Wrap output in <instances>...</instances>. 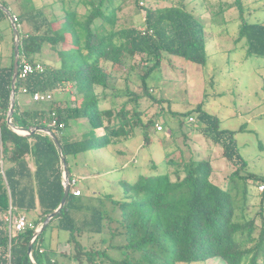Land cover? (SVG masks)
Wrapping results in <instances>:
<instances>
[{"label":"trees","instance_id":"16d2710c","mask_svg":"<svg viewBox=\"0 0 264 264\" xmlns=\"http://www.w3.org/2000/svg\"><path fill=\"white\" fill-rule=\"evenodd\" d=\"M113 3L105 5L104 0H100L84 15L70 9L62 17L64 21L61 28L55 33L50 27L43 29L39 22L45 20L43 16L29 14L22 18L16 15L20 29V58L27 56L30 61H36L33 57L42 53L44 45L49 43L57 51L61 65L47 67L45 73L31 75L27 79L17 78L21 79V83L18 86L17 80L12 122L27 131H33L30 135L14 129L7 121L14 58L10 66H0V144L5 169V174L0 173V264H56L57 261L48 251L40 247L46 230L55 220L52 226L69 232L68 242L75 249L74 259L82 264L84 260L86 264H99L97 257L107 258L114 264H146V261L147 264L209 261L218 264H264V210L260 211V230L256 234V218H246L243 213L247 188L243 189V203L237 204L232 192L237 184L234 183L230 189L216 184L211 179L213 166L208 159H191L185 166V176L177 180H173L169 173H163L142 176L134 183L124 182L127 199H112L122 210L126 228L127 242L121 247L139 251L141 258L138 261L134 262L129 257L115 259L108 255L110 245L100 250L88 249L79 240L77 235L83 232L101 234L104 231L106 212L93 204L95 199L92 196H75L71 190L65 206L34 241L32 260L28 252L29 245L37 229L62 202L65 195L64 174L73 176L70 157L90 149L107 147L123 135L124 138L130 136L128 118L105 125L106 117L116 114L113 108L102 107V99L97 91L98 86L107 88L114 78L104 63L127 68V59L146 55L151 65L142 75V81L149 93L147 79L160 67L164 53L179 55L200 64L207 60L204 24L184 5L146 8L144 27L139 28L119 27L118 7ZM235 4L244 13L242 0H235ZM3 18L0 14V22ZM27 21L35 24L31 31L24 33L21 25ZM244 37L248 39L250 53L264 54V24L243 20L238 38ZM67 83L72 84L76 100H53L46 108L20 107L18 96L23 87L31 92L52 93L65 88ZM128 94H134L133 90ZM140 98L141 95L136 94L129 97L125 104ZM194 110L198 112L199 120L206 124L207 133L217 143L224 145L225 156L230 160L241 161L243 167L247 166V160L237 150L236 131L222 129L219 119L205 111L202 104ZM80 118H87L93 129L104 128L103 134L93 132L84 139H70L63 132L72 120ZM53 119L56 125L49 124ZM60 123L65 127H60ZM38 127L51 130L56 139L47 132L36 130ZM144 134L146 141L149 134L147 131ZM58 144L61 145L62 153ZM28 156L34 159L35 172L30 167ZM62 156L66 159L65 163ZM233 174L247 179L240 175V168ZM107 196L111 197L109 194ZM11 208L24 212L39 209V216L32 219L35 227L19 231L11 237L4 219ZM237 209L241 211L240 215ZM84 211L82 219L76 217L77 212Z\"/></svg>","mask_w":264,"mask_h":264},{"label":"rangeland","instance_id":"374dc122","mask_svg":"<svg viewBox=\"0 0 264 264\" xmlns=\"http://www.w3.org/2000/svg\"><path fill=\"white\" fill-rule=\"evenodd\" d=\"M99 2L100 0H0V14L5 17L0 22V66H10L14 58L12 15L22 18L29 14L43 16L44 21L60 23L70 9L84 15L93 4L95 6ZM113 2L114 0H104L105 5ZM242 3L244 13L236 6L226 16L220 14L219 5L212 6L216 9L210 10L214 18L207 21L209 35L206 62L200 64L179 55L164 53L160 67L147 79L149 93L142 81V75L151 65L146 55L127 59L128 69L111 63L107 66L114 77L111 80L115 88L112 89L123 93L113 100L109 97L104 103L105 106L112 107L116 114L107 116V122L112 124L117 120L130 119L127 123L130 136L124 138L123 135L115 144L90 149L70 159L73 173L79 176L78 186L82 188L83 198L92 196L95 199L93 204L106 212L104 231L101 234L86 231L77 235L88 249L100 250L110 245V257H129L134 262L138 261L141 258L139 251L121 247L127 242L126 228L122 210L115 201L127 199L123 183H134L142 176L163 173H169L173 180L183 178L186 174L185 166L191 159L210 160L213 166L211 179L223 188L230 189L236 183L237 187L232 192L237 204L243 203V189L247 188L243 213L246 218H256V234L259 233L260 211L264 210V189L260 188L264 184V54L250 53L248 39H240L238 36L243 20L264 24V0H242ZM114 5L118 7L119 27L142 28L146 8H154L157 4L153 0H116ZM194 12L201 15L198 11ZM34 24L33 21L22 23L21 30L29 32ZM48 26L47 24L46 29ZM56 29H59V25H56ZM46 45L42 53L33 58L42 61L46 67H57L60 57L52 45ZM17 80L20 86L21 79ZM73 90L69 86L68 89L65 87L53 91L54 101L65 99L66 95L74 93ZM132 90L134 94H128ZM108 92L111 93V90H107ZM136 94L141 95L139 100L125 104L129 97ZM19 95L36 107L46 104L33 101L30 94L21 92ZM199 104L219 119L222 129L236 131L237 150L247 160V166L243 167L237 159L227 158L224 145L217 143L207 133L206 124L199 120L198 112L194 110ZM126 111L127 115L124 114ZM190 117H194V120H190ZM155 122L163 125L161 132L155 129ZM77 126L78 122L73 121L66 128V133L72 134L74 140L90 137L93 132H97L91 123L87 124V129L78 131L75 130ZM146 131L149 139L145 141ZM1 151L0 144V155ZM119 151L124 153L119 154ZM170 159L174 162L170 163ZM238 168L240 175L247 179L233 174ZM26 213L34 220L39 216L34 211ZM84 213L85 211L77 212L76 217L82 219ZM237 213L240 215L241 211L237 209ZM55 222L56 220L52 225ZM52 225L46 230L47 234ZM74 255L75 249L72 247L73 258L61 257L56 264H82L74 259ZM96 260L99 264H114L107 258L97 257ZM85 262L84 260V264ZM192 264L218 263L209 261Z\"/></svg>","mask_w":264,"mask_h":264},{"label":"crops","instance_id":"0c3cea01","mask_svg":"<svg viewBox=\"0 0 264 264\" xmlns=\"http://www.w3.org/2000/svg\"><path fill=\"white\" fill-rule=\"evenodd\" d=\"M153 1L156 2V4H157L156 7H154V8H159V7H165V6H170V5H174V4H179V5H184L188 10L192 11L204 24L205 31H206L207 45H208V35H209L208 32H207V30H208L207 21H212V19L214 18L213 14L210 13V10H212V9L215 10L216 9V8H213L212 6L219 5L220 6L218 8L219 12L223 16H226L228 14L227 12H231L232 9H234L236 7L235 0H153ZM159 3H166V5L159 6L160 5ZM198 7L200 8V10H197ZM192 8L195 11H198V13H200L201 15L196 14ZM39 22L42 23V27L45 28V29H46V26L48 24L49 26L47 28L50 27V29H52L53 32L57 30L56 29V25H59V28H61V25L63 23V21H60V23H57L58 21H52V22L51 21H39ZM215 23H217V22L215 21ZM46 46L47 45L45 44L44 45V49H45ZM60 65H61V59L59 61V64L57 65V67H59ZM105 65L108 66L109 62H105ZM69 86L72 87V84L71 83H67L66 88L68 89ZM112 88H115L112 83H110V85L107 88H104V87H101V86L97 87V91L100 94L101 99H102L101 105H104V103L108 99L111 98L113 100V99H116L119 96L118 93H115ZM107 90H111V93H109V92L107 93ZM18 97H19V104H20V107L22 109L46 108V107H48L50 105V102H46V104H43L40 107H36L35 105H32L30 103V101H28L27 99L22 97V95H19ZM66 98H70L71 100H76L77 96L75 94H70L69 93L68 95H66ZM102 107L105 108V109L112 108L110 106H105V105L102 106ZM87 120H88L87 118H80V119H77V120H72L71 122H73V121H77L78 122V126L75 128V130L78 131V130H81V129H87L88 128L87 124H89L90 122H89V120L88 121ZM108 124L109 123L106 120L105 121V125H108ZM99 129L102 130V131H99ZM99 129H97V134L98 135L103 134L104 128H99ZM63 133L69 135L70 139L74 138V137L71 136L72 134L66 133V129H65V131ZM113 144H115V143H113ZM121 153H124V152L123 151H119V154H121ZM71 157H73V156H71ZM71 157H70V159H71ZM28 160H29L30 167H31L32 171L35 172L36 166H35V162H34L33 157L32 156H28ZM71 169H72V167H71ZM72 175L73 176L76 175L75 173H73V170H72ZM77 177H79V176H77ZM20 212H24V211H20ZM34 212H37V213L40 214V210L39 209L34 211ZM24 213L28 215V213H26V212H24ZM49 232L51 234L50 233L47 234L45 232L46 234H44V236H43V240L40 243V247H43L44 249H46V251H48L47 253H49L51 255V257H53V259H55L57 262L60 260L61 257H69L70 256L71 258H73V256H72V247L73 246H72L71 243L68 242L69 232L67 230L60 229L57 226H52L51 230ZM79 240H81V239L79 238ZM81 242L84 245L86 244V243L83 242V240H81Z\"/></svg>","mask_w":264,"mask_h":264},{"label":"built area","instance_id":"2783aa9c","mask_svg":"<svg viewBox=\"0 0 264 264\" xmlns=\"http://www.w3.org/2000/svg\"><path fill=\"white\" fill-rule=\"evenodd\" d=\"M143 3V2H142ZM14 20L16 21L17 17L16 15H13ZM47 67L46 65L39 60L36 61H30L27 56H23L20 58V66H19V72L18 76L21 79H27L31 75L34 74H43L45 73ZM22 93L30 94L32 97V100L41 103V102H51L54 100V96L51 92H42V91H35L31 92L28 90L27 87H23ZM190 120H194V117H190ZM56 120L53 119L49 124L50 125H56ZM60 127H65L63 123H60ZM157 131L163 130V125L161 123H156ZM4 169V160L2 158V153L0 155V173L5 174ZM79 178L77 176L67 177L66 173L64 174V185L67 184L70 185V190L75 196L82 195V189L78 186ZM260 188L264 189V184L260 186ZM4 219L8 224V231L9 235L13 237V235L17 234V232L25 230L27 228H34L35 223L32 219L28 217L27 214L20 211H14L12 208L4 215ZM38 230V229H37ZM35 237L32 239L34 240ZM32 260L34 261L33 256L31 255Z\"/></svg>","mask_w":264,"mask_h":264},{"label":"water","instance_id":"95a60500","mask_svg":"<svg viewBox=\"0 0 264 264\" xmlns=\"http://www.w3.org/2000/svg\"><path fill=\"white\" fill-rule=\"evenodd\" d=\"M12 19V23H13V28H14V35H15V46H14V70H13V79H12V92H11V101H10V111L8 113L7 116V121L9 122V124L16 130H18L19 132L23 133V134H27L30 135L33 133V131H27L25 128H21L18 127L16 125L13 124L12 122V117L15 111V104H16V83H17V78H18V72H19V66H20V32H19V28L16 24V21L14 20V17L12 15L11 17ZM36 130H40V131H44L49 133L54 139H56V135L54 134V132H52L49 129H45V128H40L38 127ZM59 145L60 148V152L62 153V148L61 145ZM62 161L65 163L66 159L64 156H62ZM66 176L68 177V174L66 173ZM70 193V185H66L65 186V195L62 199V202L60 204V206L53 211L52 213H50L48 215V217L46 218L45 222L43 223L42 227L39 228L35 234V239L32 240V242L29 245V249L28 252L30 255H32V249H33V243L36 240V238L39 236V234L41 232H43V230L45 229V227L47 226V224L50 222V220L56 216L57 213H59V211L65 206L66 202H67V196Z\"/></svg>","mask_w":264,"mask_h":264}]
</instances>
